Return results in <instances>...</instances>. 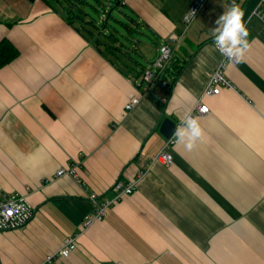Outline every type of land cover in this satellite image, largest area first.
Wrapping results in <instances>:
<instances>
[{
	"label": "crops",
	"instance_id": "crops-1",
	"mask_svg": "<svg viewBox=\"0 0 264 264\" xmlns=\"http://www.w3.org/2000/svg\"><path fill=\"white\" fill-rule=\"evenodd\" d=\"M192 1L122 0L152 37L135 53L152 56L140 64L133 55L109 61L43 0H0V43L19 52L0 67V186L27 194L34 209L26 226L0 232V264H42L68 237L77 251L53 264H264L261 0H235L250 48L227 65L231 87L219 95L204 91L224 58L216 21L233 0H209L170 43L173 59L186 62L173 85L169 78L146 87L134 73L184 33ZM133 98L138 106L125 112ZM199 103L209 108L198 117L202 141L192 150L171 145L172 163H156L167 142L163 120L180 126ZM78 162V180L56 177ZM118 182L134 183L135 192L83 228L95 207L90 196L111 200Z\"/></svg>",
	"mask_w": 264,
	"mask_h": 264
},
{
	"label": "built area",
	"instance_id": "built-area-1",
	"mask_svg": "<svg viewBox=\"0 0 264 264\" xmlns=\"http://www.w3.org/2000/svg\"><path fill=\"white\" fill-rule=\"evenodd\" d=\"M209 0H193L187 11L182 18V24L184 26V33L180 36L172 34L168 40L160 44L158 48V57L148 65L144 70L141 80L146 87L158 82L161 75L165 72L170 62L173 59V49L170 43L180 42L188 28L194 22V20L205 11L206 5ZM189 11L195 12V17L189 21H185V16ZM259 18L264 21V0H261V6L255 13ZM230 62L227 57L224 56L222 62L219 64L217 69L211 75L208 84L205 88V96H216L219 95L222 88H229L231 84L225 77L226 67ZM139 104L138 98L131 99L125 106V112L132 111ZM209 114V108L206 105L199 103L191 111V115L195 118ZM178 143L173 136L167 140L165 147L161 150L154 158L156 163L168 165L172 163V155L168 152L171 145ZM81 162L73 164L68 168H61L57 171L56 177H71L78 180L79 176L77 173L80 168ZM112 192L114 198L111 200L100 199L97 195L93 194L90 196V200L94 203V211L90 215L86 216L83 228L87 229L92 226L95 222L100 221L106 215L107 209L114 206L116 203L121 201L124 197L129 196L135 192L134 183H123L118 182L113 186ZM34 217V209L27 201V194L20 193H5L0 186V232L18 230L26 226ZM77 251V241L73 237H68L63 245L55 252L46 257L42 264H53L59 259H68L72 254Z\"/></svg>",
	"mask_w": 264,
	"mask_h": 264
},
{
	"label": "trees",
	"instance_id": "trees-1",
	"mask_svg": "<svg viewBox=\"0 0 264 264\" xmlns=\"http://www.w3.org/2000/svg\"><path fill=\"white\" fill-rule=\"evenodd\" d=\"M43 1L62 16L85 41L113 63H124V58L134 52L131 47L125 45V41L136 44L138 40L135 35L146 33L143 30L144 24L139 23L137 16L123 5L122 0ZM18 55L19 52L9 41L3 40L0 43V67L8 65ZM183 63L172 59L158 82L163 83V80L172 78L173 81L169 85H173L185 67L186 62ZM143 72L144 70L134 73L136 77H141Z\"/></svg>",
	"mask_w": 264,
	"mask_h": 264
},
{
	"label": "clouds",
	"instance_id": "clouds-1",
	"mask_svg": "<svg viewBox=\"0 0 264 264\" xmlns=\"http://www.w3.org/2000/svg\"><path fill=\"white\" fill-rule=\"evenodd\" d=\"M244 10L235 3L224 11L216 21L217 27L214 29V44L222 56L232 63H240L244 60L245 54L250 48L248 41L249 32L244 21ZM195 17L194 11H189L185 16V21ZM203 129L198 118L188 113L177 126L173 136L176 141L183 143L188 150L196 147L197 142L203 139Z\"/></svg>",
	"mask_w": 264,
	"mask_h": 264
},
{
	"label": "rangeland",
	"instance_id": "rangeland-1",
	"mask_svg": "<svg viewBox=\"0 0 264 264\" xmlns=\"http://www.w3.org/2000/svg\"><path fill=\"white\" fill-rule=\"evenodd\" d=\"M201 14H203V13H201ZM135 38L139 42L136 41V44H131V43H128L127 41H125V45H127L129 48L131 47V49L134 51L132 54L133 55L132 58L135 59L136 61H138L140 64H144V63H146V61L148 59H151L152 56H146L145 59H147V60H145L143 57H141V58L137 57V54H135L136 53L135 51H139V50L143 51L144 47H145V45H144L145 43L151 45L152 44V41H151L152 37L150 34L147 35V33H145V35L144 34L143 35L142 34L141 35L136 34ZM153 53H155V50H153Z\"/></svg>",
	"mask_w": 264,
	"mask_h": 264
},
{
	"label": "water",
	"instance_id": "water-1",
	"mask_svg": "<svg viewBox=\"0 0 264 264\" xmlns=\"http://www.w3.org/2000/svg\"><path fill=\"white\" fill-rule=\"evenodd\" d=\"M176 124L170 119H164L160 126V134L167 140L173 137L176 130Z\"/></svg>",
	"mask_w": 264,
	"mask_h": 264
}]
</instances>
